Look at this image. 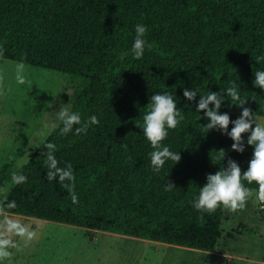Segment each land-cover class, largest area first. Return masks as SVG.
<instances>
[{
    "label": "trees",
    "instance_id": "16d2710c",
    "mask_svg": "<svg viewBox=\"0 0 264 264\" xmlns=\"http://www.w3.org/2000/svg\"><path fill=\"white\" fill-rule=\"evenodd\" d=\"M137 23L147 26L151 45L139 59L128 51ZM261 53L264 0H0V58L82 78L62 90V102L82 122L92 114L99 119L80 134H61L59 124L24 164H2L0 186L13 185L0 210L84 227L90 238L100 230L213 251L225 207L202 213L191 202L206 174L229 158L245 170L252 146L237 152L231 138L207 131L183 89L204 94L237 80L249 98L244 107L264 116V89L252 83L264 68V60H254ZM158 91L174 93L185 119L163 141L180 160L155 173L137 124ZM240 110L227 100L220 109L233 119ZM45 143L55 145L58 167L71 165L70 179L48 178ZM221 147L224 160L213 162ZM13 172L26 180L14 182ZM166 180L175 185L171 191ZM242 183L258 192L256 182ZM258 206L264 225V200Z\"/></svg>",
    "mask_w": 264,
    "mask_h": 264
},
{
    "label": "rangeland",
    "instance_id": "374dc122",
    "mask_svg": "<svg viewBox=\"0 0 264 264\" xmlns=\"http://www.w3.org/2000/svg\"><path fill=\"white\" fill-rule=\"evenodd\" d=\"M19 64L22 63L0 58V166L13 163L19 167L28 160L60 124L56 117L59 108L70 107L62 102V90L83 81L66 73L23 64L25 83L19 84L16 80ZM234 113L236 117L240 115V111ZM12 185L10 182L0 186V203ZM249 192L243 207L235 210L225 207L221 223L223 239L218 245L232 237L234 241L229 246L234 251L232 257L221 260L222 264H264L261 254L264 250L254 248L258 235L264 234L258 197L255 190ZM8 220L20 222L30 234L9 232ZM105 234L95 231L90 238L84 227L0 210V239L11 241L7 248L10 254L0 256V264H216L210 255L195 249L162 247L164 251H158L150 247L152 244L128 246L122 240H105Z\"/></svg>",
    "mask_w": 264,
    "mask_h": 264
},
{
    "label": "clouds",
    "instance_id": "9594fccd",
    "mask_svg": "<svg viewBox=\"0 0 264 264\" xmlns=\"http://www.w3.org/2000/svg\"><path fill=\"white\" fill-rule=\"evenodd\" d=\"M135 35L128 50L134 58H141L146 48L151 45L146 39L147 26L137 23L134 26ZM259 63L264 60V53L254 57ZM25 66H17V83H25ZM252 83L260 89H264V68H258L253 73ZM241 86L233 81L231 86L220 88L219 91H208L204 94L195 87H184L183 96L186 102L194 103L195 110L203 116L206 123H203L207 131L216 129L233 141L231 148L237 152L245 151L246 146H252V154L248 160L247 168L242 171L240 164L229 158L226 167L215 172L206 174V181L200 186L198 194L192 200V206L199 212H213L218 206H224L229 210H235L244 206L249 198V189L242 183V179L248 183L256 182L258 186L257 196L264 200V119L258 117L249 107H244L249 98L241 95ZM199 98L197 99V95ZM229 101L230 106L240 107V115L231 118L229 112H221L220 109L224 101ZM148 109L143 113L142 123L137 124L142 129L144 138L149 142L152 150L148 152V157L152 171L159 173L167 161L178 162L180 153L173 151L168 144L163 143L169 134V130L175 129L180 121L185 117L180 108L174 93L169 91L153 92L149 97ZM201 110H204L201 112ZM59 121L60 133L76 134L87 132L91 125L98 124L97 115L92 114L82 122L79 111H74L70 107L62 106L56 113ZM229 124L232 127L229 129ZM75 126V127H74ZM246 134V135H242ZM42 155L46 158L44 163L48 168V178L51 180L57 175L60 180L71 178V165L63 168L58 167L55 158V145L45 143ZM127 148V145H124ZM225 148L218 149L216 156L211 157L212 161L225 158ZM12 180L21 183L26 180V176L18 172L12 173ZM175 187L174 183L166 180L165 191H171ZM9 206H12L10 203ZM7 229L21 236L30 234L27 228L18 221L8 220ZM11 241L8 238L0 239V256H8L7 248Z\"/></svg>",
    "mask_w": 264,
    "mask_h": 264
},
{
    "label": "crops",
    "instance_id": "0c3cea01",
    "mask_svg": "<svg viewBox=\"0 0 264 264\" xmlns=\"http://www.w3.org/2000/svg\"><path fill=\"white\" fill-rule=\"evenodd\" d=\"M260 225L264 227L263 223L260 224ZM95 231H100V230H95ZM95 231L93 230V231H91V233L93 234ZM103 232L106 233L105 235H107V236H105V240H108V238L109 239L122 240L125 243V245H128V246H132V244H134V245H138L139 244V245H146V246L148 244H152V245H150V247L152 249L158 250V251L159 250L160 251H164V249L162 247H165V250L166 249H173V250L192 249V248L181 247V246H178V245H172V244H168V243H163V242H159V241H153V240H149V239H146V238L134 237V236H129V235L115 233V232H109V231H103ZM222 232H223V230H222ZM222 232H221V234H223ZM222 239H223V236H220L219 239L217 240L216 246H215L213 251H203V250H198V249H195V251L206 253L207 255H210L212 258L215 259L216 264H222L221 263L222 259H228V258L232 257L231 253H232V249L233 248H231L229 246V242L232 241L233 238L232 237L226 238V241L223 242L224 244H221L219 246L218 243L220 241H222ZM254 245H255L254 248L257 251L264 250V234L261 233V235L260 234L258 235L257 239L254 241ZM254 248H252V249H254ZM245 249H247V248H245ZM250 250H251V248H250ZM233 251H234V249H233ZM261 254L263 256L264 252H262ZM247 259L248 258H246V260ZM228 264H230V263H228Z\"/></svg>",
    "mask_w": 264,
    "mask_h": 264
}]
</instances>
